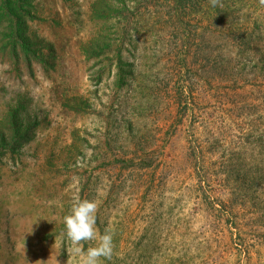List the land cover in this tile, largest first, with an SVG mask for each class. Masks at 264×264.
<instances>
[{"label": "rangeland", "instance_id": "374dc122", "mask_svg": "<svg viewBox=\"0 0 264 264\" xmlns=\"http://www.w3.org/2000/svg\"><path fill=\"white\" fill-rule=\"evenodd\" d=\"M220 4L0 0V264H68L75 199L109 264H264V5Z\"/></svg>", "mask_w": 264, "mask_h": 264}, {"label": "clouds", "instance_id": "9594fccd", "mask_svg": "<svg viewBox=\"0 0 264 264\" xmlns=\"http://www.w3.org/2000/svg\"><path fill=\"white\" fill-rule=\"evenodd\" d=\"M209 3L216 7L220 0H209ZM264 5V0H260ZM98 204L96 201L87 199H75L71 211L64 217L66 237L70 241L67 249L69 254L68 264H72V257L79 258L78 264H102L101 258L111 259L114 249V231L106 228L102 235L98 236L96 229V212ZM98 240L96 246H90L84 250V243ZM39 264V262H38Z\"/></svg>", "mask_w": 264, "mask_h": 264}, {"label": "trees", "instance_id": "16d2710c", "mask_svg": "<svg viewBox=\"0 0 264 264\" xmlns=\"http://www.w3.org/2000/svg\"><path fill=\"white\" fill-rule=\"evenodd\" d=\"M236 31H238L239 32V36H241L243 38L249 32L248 29L245 28V27H243V28H239L238 27L237 29H232L229 33H230V35H233ZM263 38H264V27L261 28L260 38L258 39V46H260L264 50V39ZM250 45H252V43L248 42V44H245L244 46L248 47ZM14 49L17 50V48L15 46H14ZM23 49L26 50V47L21 46L20 50L23 51ZM258 63H259L258 65H260V67H261L262 72H264V55L259 58ZM254 69H257V66ZM263 82H264V80H263ZM259 89H261V91H260V93L262 94L261 99H263V103H264V84H262ZM114 253L115 252H113L112 256H114ZM111 259H112V257H111ZM111 259L101 258V260L103 261L104 264H109Z\"/></svg>", "mask_w": 264, "mask_h": 264}]
</instances>
